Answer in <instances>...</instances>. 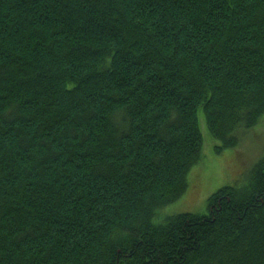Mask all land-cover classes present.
Segmentation results:
<instances>
[{"label": "trees", "instance_id": "16d2710c", "mask_svg": "<svg viewBox=\"0 0 264 264\" xmlns=\"http://www.w3.org/2000/svg\"><path fill=\"white\" fill-rule=\"evenodd\" d=\"M262 117L264 0H0V264H264V147L159 218Z\"/></svg>", "mask_w": 264, "mask_h": 264}, {"label": "rangeland", "instance_id": "374dc122", "mask_svg": "<svg viewBox=\"0 0 264 264\" xmlns=\"http://www.w3.org/2000/svg\"><path fill=\"white\" fill-rule=\"evenodd\" d=\"M203 126L204 124L201 122L203 160L189 173L190 184L195 180L198 183L196 188H192L194 199L185 202L182 198L177 203L163 209L159 218L183 213L205 214L207 199L218 189L226 186L242 188L246 185L253 164L261 156L264 147V117L255 128L242 135L237 150L239 156L232 162H226L225 165L222 159L226 158L232 150H225L222 154L216 153L213 148L215 143L210 139Z\"/></svg>", "mask_w": 264, "mask_h": 264}]
</instances>
